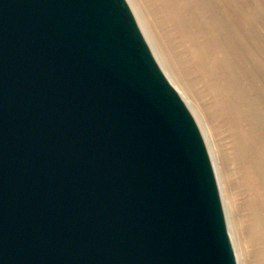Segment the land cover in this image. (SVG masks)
<instances>
[{
  "label": "water",
  "instance_id": "1",
  "mask_svg": "<svg viewBox=\"0 0 264 264\" xmlns=\"http://www.w3.org/2000/svg\"><path fill=\"white\" fill-rule=\"evenodd\" d=\"M0 264H238L127 0H0Z\"/></svg>",
  "mask_w": 264,
  "mask_h": 264
},
{
  "label": "bare ground",
  "instance_id": "2",
  "mask_svg": "<svg viewBox=\"0 0 264 264\" xmlns=\"http://www.w3.org/2000/svg\"><path fill=\"white\" fill-rule=\"evenodd\" d=\"M127 1L154 57L185 101L204 137L217 177L238 264H241L248 246L251 250V260H247L251 261V264H264V130H261V135L252 130L254 123L251 120L250 107L245 103H234V95L222 94V83H218L217 72L223 67L220 66L221 68L216 70L219 65L217 57L204 48L203 43L200 45L199 34L191 32L189 27L190 30L184 28L185 23L177 12L182 7L177 10L176 5L177 11L174 10L173 0ZM156 4H159L161 9ZM170 21L176 24L174 28L178 46L185 51L182 59L183 54L181 57L177 56V52H180L175 48L176 44L165 27ZM197 45H200L198 50ZM212 49L211 47L209 50ZM192 72L196 73V77L192 76ZM219 73L220 77L222 73ZM226 84L228 86V83ZM214 94L215 97L221 98L222 103L213 97ZM202 96L213 97L215 103L203 102L200 99ZM261 114L264 115V106L258 116L261 117ZM224 159L230 164L229 173L226 171ZM232 177L234 180L231 181H235L237 185L234 193L237 203L229 193L228 181ZM225 191L229 193L226 199ZM239 215L244 219L243 227L240 225ZM244 264H248V261Z\"/></svg>",
  "mask_w": 264,
  "mask_h": 264
},
{
  "label": "rangeland",
  "instance_id": "3",
  "mask_svg": "<svg viewBox=\"0 0 264 264\" xmlns=\"http://www.w3.org/2000/svg\"><path fill=\"white\" fill-rule=\"evenodd\" d=\"M176 1L178 0H173L172 4L173 7L175 6L174 10H176L177 7V10L182 7V9L180 8L176 11L181 15L180 17H182L185 23L184 28L187 30L191 29V32L195 31L197 35L199 34L198 38L200 37L199 39H201L200 45L204 44L203 47L217 57L218 60H216L219 65L218 63H215L216 66L218 65L216 70L223 67L217 72L218 77V73L220 71L222 73H219L221 74L219 78L217 77L219 84L224 83V85H220L223 89L220 88L222 94L234 95V103H245L250 107V116L254 123L252 130H255L256 134L261 135V130H264V115L261 114L260 117V115L258 116V112L260 113L264 106V0ZM156 5L161 9L159 4ZM186 7L187 9H185ZM181 10L183 13L180 14ZM170 23L167 22L165 27L166 30H168V34L172 37L173 43L176 44L174 45L176 46L175 48L180 52H177V56L179 55V57H181L180 55L183 53L185 54V51L180 45L178 46V37L175 33L176 24L178 25L176 18V24L172 21H170ZM197 25L200 26V28ZM201 35H206V37ZM201 37L205 39H202ZM204 40L205 42H203ZM208 42L211 44H208ZM200 45H197V50L200 48ZM210 46L213 48L212 50H209L211 49ZM176 49L174 50L176 51ZM184 54L181 59L184 58ZM207 60L210 61V59ZM182 63L185 64V62ZM186 67L189 68L188 63H186ZM189 71L191 72V70ZM192 73V76L196 77V73ZM226 83H228V86ZM213 97L218 101L221 99H219L218 96L215 97V94ZM213 97L209 98L206 96V100L204 96H202L200 99H202L203 102L207 101V103H215ZM219 103L222 102L220 101ZM258 105L260 107H258ZM219 139L220 138L218 137V141ZM224 162L226 163V171L229 173L230 164H227L228 162L226 159H224ZM231 180H234V178L232 177L228 181L229 193L234 199L237 185L235 184V181L233 183ZM229 193L227 194L225 191V199L228 197ZM235 201L236 199H234V202ZM235 203H237V201ZM239 222L242 227L245 225L243 223L244 219L243 217L241 218L240 215ZM246 248L247 250L243 260L240 262L241 264H244L245 261H248V264H251V261H249L251 260V250L249 246ZM248 256L250 258H248Z\"/></svg>",
  "mask_w": 264,
  "mask_h": 264
}]
</instances>
